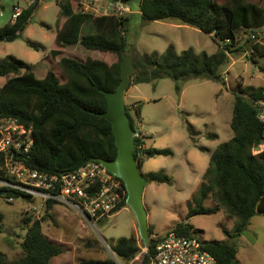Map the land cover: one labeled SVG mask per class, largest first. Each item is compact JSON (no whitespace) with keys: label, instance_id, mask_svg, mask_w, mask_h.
<instances>
[{"label":"trees","instance_id":"1","mask_svg":"<svg viewBox=\"0 0 264 264\" xmlns=\"http://www.w3.org/2000/svg\"><path fill=\"white\" fill-rule=\"evenodd\" d=\"M83 1L56 0L65 18L58 25L55 48L51 50L54 58L60 56L54 62L56 70H49L40 79L36 76L39 71L36 63L23 61L13 54L0 60V77L7 79L0 86V113L17 117L33 127L35 143L27 154L26 162L53 173L71 171L97 159L114 160L117 156L112 125L101 113L108 107L104 91L116 90L122 79L121 62L124 56L135 50L127 37L130 17L119 13L85 11ZM39 5L38 0H33L24 6L16 21L10 18L0 26V42L19 39ZM140 14L145 21L177 19L214 36L219 48L213 54L206 51L198 54L193 48L178 51L170 45L162 54L154 52L138 56L133 62L135 71L130 75L126 91L134 84L171 78L175 81L177 93L181 94L185 82L191 79L225 83L222 66L230 61L226 51L231 55L250 51L253 61L256 56L264 57L262 42L252 44L248 50L245 48L251 35L260 33L259 29L264 26V4L259 0H141ZM87 23H92L95 31L83 34V26ZM241 33L247 34L245 42L239 41ZM78 43L87 50L100 52L102 56L63 55L67 47ZM28 45L39 48L33 41H28ZM234 94L231 119L234 134L211 154L200 186L187 202L189 211L186 218L224 210L229 218L235 220V232L240 235L256 214L264 213V153L253 154V147L264 133V124L259 119L254 99L264 96V87H237ZM126 107L130 124L136 131V120L129 113L128 105ZM135 113L141 117L138 105ZM189 130L194 133L193 126ZM145 138L150 137L145 135ZM134 143V158L141 170L147 158L173 154L170 148L147 147L139 156L137 140ZM201 149L206 150L205 147ZM143 174L148 183L173 184V178L164 170ZM123 188L126 194L118 211L128 207L124 182ZM15 195L20 199L18 194ZM210 196L214 198L215 206L205 205ZM50 207L46 209V214ZM3 219L0 213V232L5 229ZM187 219L177 222L172 230L196 235L197 229ZM44 220L45 215L36 219L24 218L26 233L21 242L20 256L9 258L0 251V264H51L54 257L66 253L64 244L43 232ZM149 231L151 235V225ZM204 244L219 264H240L237 258L239 249L235 243L212 240L204 241ZM111 248L120 260L127 263L142 253L141 264H150L154 255L152 238L145 245L134 235L118 238ZM80 263L119 264L113 256L81 259Z\"/></svg>","mask_w":264,"mask_h":264},{"label":"rangeland","instance_id":"2","mask_svg":"<svg viewBox=\"0 0 264 264\" xmlns=\"http://www.w3.org/2000/svg\"><path fill=\"white\" fill-rule=\"evenodd\" d=\"M12 1H2L5 6H0V12H4V16H0V26L10 20ZM109 1L111 0L95 1V5L103 6ZM140 1L133 0L130 7L134 13L124 14L130 17L127 37L131 47L135 49L131 52L132 63L144 54H162L170 45H174L178 51L193 48L198 54L203 51L213 54L218 50L219 44L214 36L177 19L143 20L139 13ZM38 2L39 8L21 37L13 42H0V60L13 54L23 61L36 63L39 66L36 76L42 79L49 70H56L54 62L60 58H54L51 50L55 48L57 29L63 14L56 0ZM259 2L264 4L263 0ZM109 10L112 12V9ZM259 31L264 38V26ZM246 39V33L239 35L240 42H245ZM28 41L35 42L39 48L30 47ZM76 50V45L69 46L63 55L71 57ZM91 55L102 56L98 51H91ZM250 56L252 57L251 52L248 55H232L233 59L222 66V73L226 70L229 72L225 83L202 78L185 82L186 90L182 98L171 78L139 83L129 92H125L124 101L129 107V113L135 118L144 135L150 137V143L157 148L173 150V154L162 157L167 167L164 171L173 178V184L151 182L145 192L144 199L146 207L149 208L152 234L167 233L177 222L187 219V202L200 186V183L197 186L200 170L197 164L190 163L187 158L191 146L195 143L209 144L215 150L220 143L230 139L234 134L231 128L234 90L237 87H264V57L256 56L253 61ZM5 81L6 77H0V86ZM136 105L141 110L142 120L136 116ZM190 126H193V135L189 130ZM145 145L147 148V143ZM215 204L212 196L205 202L206 206ZM39 205V200L22 198L11 204L0 202V213L4 216L5 227L0 232V251L9 258L20 256L21 242L26 233L24 218L36 219L34 208ZM45 211L46 209L41 212V217L45 215L43 232L67 248L66 253L54 257L51 264H81V259H103L108 256H113L119 264L142 263V253L127 263L120 260L106 245L107 242L112 247L118 238L132 235L143 242L135 215L129 207L122 208L107 220L94 223L82 220L76 212L63 206H51L47 214ZM187 221L197 229L195 236L203 241L229 240L235 243L239 249L237 258L240 264H264V213L256 214L240 235H236L235 220L229 218L224 210L194 215ZM8 236L10 240L7 239Z\"/></svg>","mask_w":264,"mask_h":264},{"label":"built area","instance_id":"3","mask_svg":"<svg viewBox=\"0 0 264 264\" xmlns=\"http://www.w3.org/2000/svg\"><path fill=\"white\" fill-rule=\"evenodd\" d=\"M95 1L99 0H84L83 9L96 14L113 13L105 6H96ZM31 2L33 0H14L11 16L13 22L21 15L24 6ZM119 14L123 15L125 12ZM262 36V33H258L248 37L252 40ZM226 52L233 59L231 53ZM249 52L244 54L248 55ZM228 74V70L223 72L226 82ZM254 103L259 119L264 124V96L254 99ZM135 140L139 156H142L146 143L138 123L134 131V142ZM34 143L32 126H27L17 117L0 113V190L5 191L4 195H0V202L14 203L18 200L15 194H18L22 199L40 201V205L34 208L37 218L41 217L42 210L49 205H58L73 210L82 220L90 223L107 220L119 212L118 208L126 194L121 178L97 160L62 173L35 168L26 162ZM262 153L264 133L253 147L254 155ZM151 238L154 242V255L150 258V264H219L218 259L206 249L204 241L198 236L171 230L164 234H152ZM106 245L111 248L109 243L106 242Z\"/></svg>","mask_w":264,"mask_h":264},{"label":"water","instance_id":"4","mask_svg":"<svg viewBox=\"0 0 264 264\" xmlns=\"http://www.w3.org/2000/svg\"><path fill=\"white\" fill-rule=\"evenodd\" d=\"M111 1L125 6H131L133 3V0ZM256 42L264 43V38L250 40L245 48L248 50ZM132 56L133 53L124 56L121 62L122 79L116 90L104 91L108 100V107L105 112L101 113V116L105 117L112 125L117 156L114 160L97 159V161L101 162L110 172L124 182L127 190L126 203L135 215L143 243L148 245L150 240L149 212L144 202V193L148 181L145 179L139 163L134 158V130L130 124L128 110L124 101V94L130 83V75L135 71L131 62ZM4 194L5 191L0 190V195Z\"/></svg>","mask_w":264,"mask_h":264},{"label":"crops","instance_id":"5","mask_svg":"<svg viewBox=\"0 0 264 264\" xmlns=\"http://www.w3.org/2000/svg\"><path fill=\"white\" fill-rule=\"evenodd\" d=\"M11 4H12V10H13L14 0L12 1ZM0 6L4 7L5 5L0 4ZM103 6L109 8V9L111 8L113 13H120L122 11H124L125 13L126 12L134 13L130 6H125L121 3L117 4L113 1H109V3L105 2V5H103ZM139 13H140V11H139ZM0 16L1 17L4 16L3 11L0 12ZM11 16H12V12H11ZM64 20H65V18L63 17L61 22H63ZM94 31H95V29H94L92 23L85 24L83 26V29H82L83 34H86L88 32L92 33ZM262 38H263V36H262ZM76 46H77V50L75 52H72L73 54H75L77 56H84V57L92 56L91 51L87 50L81 43L76 44ZM95 57H100V56H95ZM135 85L136 84L132 85L127 91L129 92L132 89V87ZM185 90H186V88L183 87V90L181 92V98L183 97ZM127 91H125V92H127ZM140 120H142L141 117H140ZM146 141H147V147H154L153 144L150 143L149 139ZM208 141L210 142L211 140H208ZM201 147H205L206 150H202ZM213 151H214V149L209 144L195 143L193 146H191L190 150L187 152L188 161L190 163L197 164V168L200 170V173L198 175L199 179L198 180H197V178L195 179V184H196V180H197V186L199 185V183H201L202 177H203L205 171L207 170V168L209 166L211 154L213 153ZM163 156H165V155H157L155 157L147 158L143 163L142 171L144 173H147V172H152V171H159V169L167 170V167L163 163V158H162ZM208 160H209V162L207 163ZM149 184L150 183H148L147 186ZM147 186H146V189H147ZM146 189H145V192H146ZM144 196H145V193H144ZM144 202H145V199H144ZM148 207H149V204H148ZM124 208H126V207H124ZM147 209L149 210V208H147Z\"/></svg>","mask_w":264,"mask_h":264},{"label":"clouds","instance_id":"6","mask_svg":"<svg viewBox=\"0 0 264 264\" xmlns=\"http://www.w3.org/2000/svg\"><path fill=\"white\" fill-rule=\"evenodd\" d=\"M123 15H124V14H123ZM261 38H262V37H261ZM261 38H260V39H261Z\"/></svg>","mask_w":264,"mask_h":264}]
</instances>
